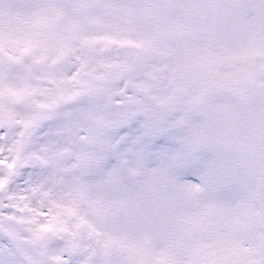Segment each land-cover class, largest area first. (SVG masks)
<instances>
[{
    "label": "snow or ice",
    "instance_id": "obj_1",
    "mask_svg": "<svg viewBox=\"0 0 264 264\" xmlns=\"http://www.w3.org/2000/svg\"><path fill=\"white\" fill-rule=\"evenodd\" d=\"M0 264H264V0H0Z\"/></svg>",
    "mask_w": 264,
    "mask_h": 264
}]
</instances>
